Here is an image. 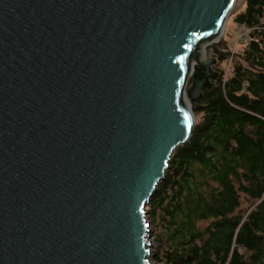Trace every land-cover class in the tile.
<instances>
[{
  "label": "water",
  "instance_id": "95a60500",
  "mask_svg": "<svg viewBox=\"0 0 264 264\" xmlns=\"http://www.w3.org/2000/svg\"><path fill=\"white\" fill-rule=\"evenodd\" d=\"M236 2L0 0V264H152L145 207Z\"/></svg>",
  "mask_w": 264,
  "mask_h": 264
},
{
  "label": "trees",
  "instance_id": "16d2710c",
  "mask_svg": "<svg viewBox=\"0 0 264 264\" xmlns=\"http://www.w3.org/2000/svg\"><path fill=\"white\" fill-rule=\"evenodd\" d=\"M242 5L230 18L248 30L244 48L218 58L192 135L147 204L155 264H264V0ZM242 196L253 202L245 212Z\"/></svg>",
  "mask_w": 264,
  "mask_h": 264
},
{
  "label": "rangeland",
  "instance_id": "374dc122",
  "mask_svg": "<svg viewBox=\"0 0 264 264\" xmlns=\"http://www.w3.org/2000/svg\"><path fill=\"white\" fill-rule=\"evenodd\" d=\"M243 4V0H237L236 2V6L232 12V14L230 15V17L232 15H234L236 12H238V10H242V5ZM228 18L223 33H222V39L225 42L228 50L230 53L234 54L233 57H227L226 59L231 63L234 62V58L237 54L241 53V51L244 48V43L245 41L242 40L240 38L241 36V29L242 28H238L233 22H232V18ZM233 17V16H232ZM221 68H223L225 71L228 70V63L224 64L221 66ZM253 205V202L248 201L245 197L242 196L241 198V207H240V211L241 212H245L249 207H251ZM145 213H146V220L149 223L151 220L149 219L150 216V212H149V208L148 206L145 207ZM151 223V222H150ZM206 224H199V227H203ZM150 224H149V232L147 233L146 236V240L149 244V246L147 247V249L149 250V257L148 260L152 263L155 264L154 262V255L157 253L158 250V241L155 238V234L157 233V230H154V228L152 227V232L150 231Z\"/></svg>",
  "mask_w": 264,
  "mask_h": 264
},
{
  "label": "built area",
  "instance_id": "2783aa9c",
  "mask_svg": "<svg viewBox=\"0 0 264 264\" xmlns=\"http://www.w3.org/2000/svg\"><path fill=\"white\" fill-rule=\"evenodd\" d=\"M242 31H241V36H240V38L242 39V40H244V38H245V36H246V34L248 33V30L247 29H241Z\"/></svg>",
  "mask_w": 264,
  "mask_h": 264
}]
</instances>
